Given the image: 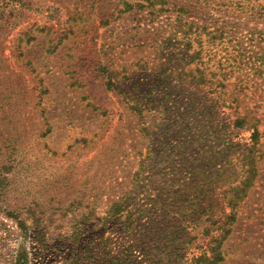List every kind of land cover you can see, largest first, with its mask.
<instances>
[{"label":"rangeland","instance_id":"374dc122","mask_svg":"<svg viewBox=\"0 0 264 264\" xmlns=\"http://www.w3.org/2000/svg\"><path fill=\"white\" fill-rule=\"evenodd\" d=\"M259 32L264 0H0V264H191L219 234L217 264H264Z\"/></svg>","mask_w":264,"mask_h":264},{"label":"trees","instance_id":"16d2710c","mask_svg":"<svg viewBox=\"0 0 264 264\" xmlns=\"http://www.w3.org/2000/svg\"><path fill=\"white\" fill-rule=\"evenodd\" d=\"M263 13H261L260 15H262ZM203 30L206 32L208 39L210 40L211 43H215L217 41V43H220L221 39L225 36L228 35V33L225 31L226 29L222 26H218L216 23L210 24V25H206L204 24L202 27L199 26H193L191 25V31L194 34V40H199L200 38V34L201 31ZM250 36L254 35L253 33H249ZM258 39L262 40L264 38V32H259L258 33ZM233 51H237L238 57H244L246 59V61L241 62V60H237L238 65L239 64H243V66H247V64L249 63L248 61H250L252 56H246L245 57V50H233ZM215 55V53H213ZM256 54V53H254ZM237 55L234 56L233 60L235 61V57ZM222 56L217 60V62L222 63L221 61ZM227 57H224V60L227 61ZM258 59L260 60H264V56H260L258 57ZM252 63V62H251ZM250 63V64H251ZM254 63V62H253ZM252 68H254L256 71H260L259 68L255 65H250ZM230 67V66H228ZM233 69V67H230L229 71H231ZM196 71L200 73L199 75V82L202 83H206V81H208L209 85L213 84L212 80L210 79H206L205 74L202 72L201 68H196ZM257 123L258 120L254 117H248L247 115H237L235 120H234V126L237 128H247V129H251L252 130V134H251V141L253 144H256V141L258 140V136H259V132L257 129ZM242 184V183H241ZM240 184V185H241ZM240 185H235L232 186L230 188V191L232 192L233 198L232 201L229 203L230 205H235L237 200L239 199V197H241V194H243L245 192V189L250 187V180L246 179L243 184ZM116 206V205H115ZM221 234L217 235V236H210V239L208 241L207 244V250L200 254L199 256L193 258L191 260V264H217L218 262H220L223 259V256L221 254L220 248H219V244L221 242Z\"/></svg>","mask_w":264,"mask_h":264}]
</instances>
